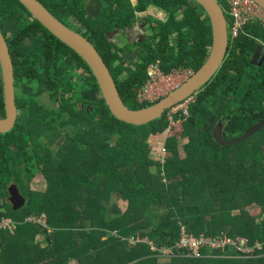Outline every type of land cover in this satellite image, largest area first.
<instances>
[{"label": "trees", "instance_id": "1", "mask_svg": "<svg viewBox=\"0 0 264 264\" xmlns=\"http://www.w3.org/2000/svg\"><path fill=\"white\" fill-rule=\"evenodd\" d=\"M39 1L94 43L133 110L165 97L139 99L152 64L166 73H194L212 46L210 17L195 0H100L96 17L82 10L88 0ZM219 2L230 28L228 4ZM149 5L161 7L167 19L139 14ZM108 9L117 15L113 23ZM89 18L99 26H89ZM150 21L153 35L128 45L135 56L111 37L114 30ZM0 30L13 61L18 109L15 127L0 133V222L11 219L16 225L12 233L0 229V264H160L168 257L159 250L173 247L183 227L216 241L228 236L264 243V128L238 144L224 145L215 137L220 122L225 136L235 138L264 118V25L251 21L238 37L230 36L216 75L193 94L189 116L175 114L171 129V108L143 126L114 116L87 62L19 0H0ZM5 116L0 65V119ZM166 130L169 157L161 164L149 141ZM43 182L46 189L38 191L34 186ZM11 185L26 199L21 209L9 201ZM42 216L46 225L26 221ZM137 235L155 249L129 242ZM201 253L200 258L176 251L165 260L264 264L263 250L250 259L231 246Z\"/></svg>", "mask_w": 264, "mask_h": 264}, {"label": "water", "instance_id": "2", "mask_svg": "<svg viewBox=\"0 0 264 264\" xmlns=\"http://www.w3.org/2000/svg\"><path fill=\"white\" fill-rule=\"evenodd\" d=\"M19 1L55 37L72 48L87 62L98 82L102 96L111 113L119 120L137 126L147 125L161 118L167 110L192 96L210 82L224 61L230 41L228 19L219 0H195L203 6L210 17L213 31L212 46L208 57L203 63L204 65L198 71L194 72L181 86L170 92L159 102L141 110H133L125 104L109 66L102 57L99 49L91 40L78 33L75 29L63 24L39 0ZM254 1L264 9V0ZM0 65L6 109L5 118L0 119V133L5 134L15 127L18 118V109L16 106L13 61L7 41L1 30ZM262 128H264V118L247 129L244 134L235 138H228L223 131L224 124L220 122L215 129V137L224 145L238 144L249 139ZM9 193V201L14 210L21 209L26 205V199L20 194L15 185L10 186Z\"/></svg>", "mask_w": 264, "mask_h": 264}, {"label": "built area", "instance_id": "3", "mask_svg": "<svg viewBox=\"0 0 264 264\" xmlns=\"http://www.w3.org/2000/svg\"><path fill=\"white\" fill-rule=\"evenodd\" d=\"M229 7V14L231 17V23L229 28V34L231 38H236L240 35L243 31L244 27L248 22L251 21H258L262 25H264V9L254 0H225ZM180 73L184 72H191L190 69H177L175 70ZM174 71V72H175ZM150 75L151 78L148 83L140 90L139 92V99L143 101H155L162 96H167L168 89L175 90L179 86L182 85V82L179 76L174 75L172 73H166L159 64H152L150 67ZM174 77V78H173ZM188 75L186 79H188ZM171 91V92H172ZM194 95L188 97L187 99L181 101L179 104L175 105L171 108L173 111L177 107H179V111L174 112L172 123L170 128L176 124L175 121V114L179 113L181 116H189L190 115V105L194 101ZM170 110V112H171ZM169 112V114H170ZM168 114V116H169ZM178 121V120H177ZM159 161L161 164H165L169 157V152L164 146L163 149L159 152ZM27 222L39 223L42 225H46V219L44 216L39 218H28ZM16 225L13 223L11 219H3L0 222V229L6 230L9 232H14ZM123 240H126L124 237L121 236ZM129 242L133 244L138 243H147L151 246V249H155L152 241L148 238H143L140 236H131L129 237ZM234 247L240 254L243 255L244 258L250 259L252 255L256 256L257 252L260 250L264 251V243L257 241L255 244H252L250 239L247 237L233 239L228 236L219 238L218 241L211 237L206 236H195L189 234L187 230L183 227L182 228V235L180 240L171 248H163L160 249V256L165 257H174L177 256L176 251L180 254H184V256H195V257H202V250L206 247H210V249H226L227 247ZM188 252V254H186ZM178 254V255H180Z\"/></svg>", "mask_w": 264, "mask_h": 264}, {"label": "rangeland", "instance_id": "4", "mask_svg": "<svg viewBox=\"0 0 264 264\" xmlns=\"http://www.w3.org/2000/svg\"><path fill=\"white\" fill-rule=\"evenodd\" d=\"M85 1V0H84ZM83 1V2H84ZM114 1H116V0H114ZM133 2H136V0H132ZM88 2H89V0L86 2V5H85V9H82L83 11H85L86 10V8H88ZM107 3L108 4H112L113 3V1H109L108 2V0H107ZM92 4L93 3H91V1H90V6H92ZM161 9V7H158V6H155V5H152V6H149V8H148V10L146 11V12H144V14H151V15H153V16H156V17H159V18H162V19H167V13L164 11V10H162ZM161 12V13H160ZM164 12V17L161 15L162 13ZM91 13L93 14V15H96L97 14V9H94V10H92L91 11ZM91 14V15H92ZM107 16H108V20L109 21H111V23H113L114 22V19H116L117 18V15L114 13V11L112 10V9H108L107 11H106V13H105ZM125 16H126V18H127V14H125ZM88 25L89 26H99V24H98V20L97 21H95L94 19H92V18H89L88 20ZM154 22H156L155 24H159V22L160 21H158V20H156V19H154ZM72 24L74 25V27L75 28H77V29H80V30H82L83 28H86V25H84L83 23H81V22H79V23H73L72 22ZM115 25H117V24H115ZM140 28L142 29V30H140ZM152 22L150 21V23H148V26L146 27L145 26V24L144 23H137V25H136V27H134V28H132V30L134 31V33H132V34H130L129 35V33H127L128 35L126 36V32L125 31H128V28H125V29H122V32L121 33H119V32H117L115 35H113V38L118 42V44L119 45H123V46H125L126 47V49H128V52L130 51L131 52V55L132 56H135L136 54H135V52L133 51V50H130L129 48H128V45L129 44H131V42L134 40L133 38H131L130 36H134L135 37V39L137 40V39H141V38H143V37H147V36H152L153 35V31H152ZM141 31H143V32H141ZM138 32H140L141 34L140 35H138L137 33ZM121 35H122V37H121ZM130 37V38H129ZM145 37V38H146ZM128 38V39H127ZM130 42H129V41ZM127 41H128V44H127ZM134 50L136 49L135 47H132ZM130 54V53H129ZM191 72L189 71V72H184V73H180V72H178L177 73V71H175V72H173V74L174 75H177V76H179L180 77V79L179 80H181V82H182V84L187 80L186 79V77H187V75H188V77H190L192 74H190ZM174 78V77H173ZM171 88H173V86H171L169 89H168V92H167V95L172 91L171 90ZM194 101H195V97H194ZM193 101V102H194ZM174 112H177V111H179V107H177L176 109H174L173 110ZM173 111L171 110V112H170V114H169V117H170V119H171V121H172V118H173V115H174V113H173ZM175 119V118H174ZM174 122H178L176 119H175V121ZM175 125V124H174ZM173 125V126H174ZM169 129H171V128H169ZM168 129V130H169ZM167 136H168V131L166 130L165 132H163V134H159V135H154V136H152L151 137V139H150V144L152 145V147H153V149H154V153H153V158H155L157 161H159V152L163 149V147L166 145V140H167ZM188 141V139H184V140H181L180 141V148L182 149V151H183V145H184V143L185 142H187ZM161 169V168H160ZM156 173H157V171H156ZM34 187H37L36 189H38V191H44L45 189H46V184L43 182V183H41V184H38L37 186H34ZM118 201V204H119V207L120 208H122L123 210H125L126 208H127V203L125 202V201H123V200H117ZM257 213H259V210L257 211ZM186 229V228H185ZM45 240V238L43 237V236H39V238H38V241H40V242H42V243H44L43 241ZM165 259H171L170 257H168V258H163L161 261L162 262H167L168 263V260H165Z\"/></svg>", "mask_w": 264, "mask_h": 264}, {"label": "flooded vegetation", "instance_id": "5", "mask_svg": "<svg viewBox=\"0 0 264 264\" xmlns=\"http://www.w3.org/2000/svg\"><path fill=\"white\" fill-rule=\"evenodd\" d=\"M90 1H91V3H93L92 4V6H90ZM132 1V0H131ZM133 2V1H132ZM136 2H137V0H136ZM136 2H133L134 4H136ZM113 4V3H112ZM149 6H152V5H149ZM149 6H148V8H149ZM101 7H103V4L101 3V1L100 0H89V2H88V10H89V13H90V15L92 14L91 13V11L92 10H94V9H97V14L96 15H91L92 17H96V16H98L99 15V13H100V8ZM148 8H147V10H148ZM146 10V11H147ZM164 13V12H163ZM140 14V13H139ZM151 15V14H150ZM165 16V15H164ZM163 16V17H164ZM160 19H162V18H160ZM162 20H165V19H162ZM140 24V23H139ZM137 25V24H136ZM136 25H134V26H132V27H128V31H125L126 32V36L128 35L127 33H129V35L130 34H132V33H134V31L132 30V28H134V27H136ZM117 32H119V33H121L122 32V30H114V32H112L111 33V37H113V35H115ZM121 37H122V35H121ZM131 38H133L134 40L131 42V44L134 42V41H136V39H135V37L133 36H130ZM129 37V38H130ZM128 39V38H127ZM137 40H141V39H137ZM129 41V40H128ZM128 41H127V44H128ZM130 42V41H129ZM130 45V44H129ZM10 198V197H9ZM10 200V199H9Z\"/></svg>", "mask_w": 264, "mask_h": 264}, {"label": "crops", "instance_id": "6", "mask_svg": "<svg viewBox=\"0 0 264 264\" xmlns=\"http://www.w3.org/2000/svg\"><path fill=\"white\" fill-rule=\"evenodd\" d=\"M228 10H229V7H228ZM161 11H162V10H161ZM144 12H146V11H141L140 14H141V15H145ZM160 13H161V12H160ZM161 15L163 16L164 13H162ZM154 17H156V16H154ZM157 18H159V17H157ZM140 23H144L145 26L147 27V23H146V22H140ZM135 25H136V24H135ZM140 30H142V29L140 28ZM141 32H143V31H141ZM137 34L140 35L141 33L138 32ZM145 37H146V36H145ZM145 37H143V38H141V39H144ZM38 238H39V237H38ZM38 238H37V241H38ZM38 243H42V242L38 241ZM42 245H45V243H42ZM71 264H75V262H71ZM160 264H168V263H167V262H162V261H160Z\"/></svg>", "mask_w": 264, "mask_h": 264}]
</instances>
